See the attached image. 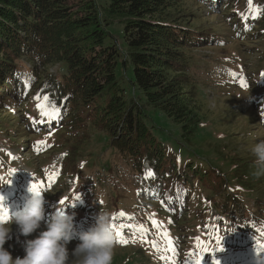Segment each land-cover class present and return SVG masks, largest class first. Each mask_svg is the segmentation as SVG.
Instances as JSON below:
<instances>
[{"label": "trees", "instance_id": "obj_1", "mask_svg": "<svg viewBox=\"0 0 264 264\" xmlns=\"http://www.w3.org/2000/svg\"><path fill=\"white\" fill-rule=\"evenodd\" d=\"M185 1L105 0L101 5L98 0H0V110H8L1 115L21 110L22 127L33 134L29 140L35 143L45 136L58 135L69 124L70 133L75 131V121L82 113L80 125L85 128L87 122H93L135 169H144L147 160L163 183L157 206L170 215H150L143 226H150L154 217L153 225L161 226L168 235L166 249L172 256L178 255L181 264H188L187 250L192 244L182 247L175 234L187 205L195 203L198 186L218 194L221 203L215 205L216 212L238 218L247 226L264 224V216L253 217L264 209L246 207L240 195L233 192L236 189L218 177L220 169L187 146L198 128L196 121L188 127L193 114L190 104L199 93L198 79L192 73L193 67H198L192 62L193 51L204 47L201 40L210 37L182 20L186 17L181 15ZM198 1L208 6L213 2ZM240 1L226 0L221 16L229 19L232 37L237 40L241 34L245 40L244 36L258 26L256 22L264 31V0H252L251 5L247 2L256 5L250 10L237 9ZM117 23L122 26L123 44L110 30ZM24 59L32 69L25 66ZM52 64L66 70L59 80L48 82L51 90L59 93L61 115L43 122L44 129L34 134L41 120L24 108L37 91L34 83L40 73ZM159 119L179 125L181 138H168L171 133ZM54 146L50 141L48 149ZM1 159L5 165L0 163V185L19 182L22 175L7 174L14 164ZM63 172V165L55 170L45 166L33 175L44 185H52L60 181ZM92 208L89 202L81 204L82 211ZM115 210L110 214L116 231L120 210ZM140 216L146 215H135ZM193 217L197 227L199 215ZM139 249H143L142 244Z\"/></svg>", "mask_w": 264, "mask_h": 264}, {"label": "rangeland", "instance_id": "obj_2", "mask_svg": "<svg viewBox=\"0 0 264 264\" xmlns=\"http://www.w3.org/2000/svg\"><path fill=\"white\" fill-rule=\"evenodd\" d=\"M98 1L103 5L102 1L105 0ZM225 1L216 0L212 6H208L198 0H186L181 7V15H186L182 20L188 22L187 26L195 27L206 37H210L208 40H201L204 47L193 51L192 62L198 67H193L192 73L198 79L199 93L198 98L190 104L193 114L192 123L188 127H193L196 121L198 128L186 143L199 157L220 169V172L217 171L218 177L228 181L230 188L236 189L233 192L240 195L246 207L253 210L257 207L264 209V174L254 175V157L250 152L255 142L264 139V31L260 29L261 24L256 22L258 26H254L250 30L253 32L248 33H253L254 36H244L246 39L243 40V35L240 34L237 40L234 39L229 19L221 16V6ZM247 2L254 4L252 0H242L237 9L250 10L256 7L249 6ZM121 29L122 26L118 23L110 27L119 44H123ZM22 61L28 69L33 68L27 60ZM65 74L66 70L60 64L48 66L40 73L39 81L34 83L37 91L33 92L31 101L29 100L25 108L23 105L22 109L31 110L34 115L45 119L48 118L45 113L52 114V118L58 115L60 96L56 89L51 90L48 82L59 80ZM29 89L30 85L27 90L31 92ZM6 109L4 107L3 111L0 110L1 158H6L8 163L14 164L17 172L27 176H31L32 172H39L45 166H64L60 181L48 195V202L52 206L65 209L67 202H72L74 198L76 200L77 196L80 197L77 202L91 203V210L81 211L83 215H75V220L88 228L94 223L99 211L111 213L119 208L125 218L121 223L117 221L121 228L120 237L115 241H124V237H130L129 234L123 236L124 226L129 231L136 232L134 237H138L141 234L138 228L147 227L143 225L147 224L148 216L156 213L170 215L161 212L155 201L157 199L152 197L159 193H150L151 189H160L163 185L158 178L159 174L155 173L150 163L146 160L144 169H135L131 165L133 162L112 147L109 137L100 132L93 122H87L85 128L80 125V119H84L82 113L75 121V131L70 133L69 124L58 135L45 136L46 140L54 141L55 146L45 153H37L33 143H30L34 136L22 127L24 118L21 110L8 116L1 115L8 111ZM158 121L168 134L171 133L167 135L168 138H181L179 125H172L162 119ZM4 188L5 186L0 189V197H3L0 205L10 214L21 204L30 186L26 183L9 195ZM195 194V203L187 205L189 213L186 212L187 209L183 212L184 215L179 219L181 224L175 234L176 237L179 236L182 247L187 248L189 243L201 247L204 242H208L205 264H259L264 261L261 257L262 250L259 254L257 252L259 244H264L261 233L264 232V224L260 223L263 228L247 226L238 218H229L216 212L215 205L221 203L220 198L203 185L198 186ZM60 200H65L66 203L60 205ZM135 214L146 216L137 218ZM259 214L261 215L253 217L264 216V210ZM193 215H199L196 230ZM152 224L154 217L150 225ZM76 226L79 228L81 225ZM12 227L14 238L5 244V248H9L11 244L9 251L13 259L23 258V249L15 242V225ZM153 230L159 232L162 245L152 244L149 248L143 246V249H139L140 244L131 240L121 246L116 242L112 264L163 263L165 257L161 251L165 252L170 244L167 242L168 235L159 227L154 226ZM254 231L257 232L256 235H252ZM186 232L187 236L184 234ZM217 236L220 238L219 247L223 251L216 250ZM76 243L78 241L73 240L69 244L70 251Z\"/></svg>", "mask_w": 264, "mask_h": 264}, {"label": "clouds", "instance_id": "obj_3", "mask_svg": "<svg viewBox=\"0 0 264 264\" xmlns=\"http://www.w3.org/2000/svg\"><path fill=\"white\" fill-rule=\"evenodd\" d=\"M250 152L254 157V175L264 174V139L255 142ZM46 203L42 192L29 188L16 210L8 214L6 221H0V264H112L116 241L109 212L99 211L87 230H78L74 213L63 208L46 213ZM13 225L23 258L13 259L11 244L5 248L14 238ZM33 234L34 238L28 239ZM73 240L78 243L70 251L68 246Z\"/></svg>", "mask_w": 264, "mask_h": 264}, {"label": "snow or ice", "instance_id": "obj_4", "mask_svg": "<svg viewBox=\"0 0 264 264\" xmlns=\"http://www.w3.org/2000/svg\"><path fill=\"white\" fill-rule=\"evenodd\" d=\"M45 99H47V97H45ZM45 115L48 116L49 119L52 118V114H50V113H45ZM12 171H15V170H12ZM0 180H3V178L0 177ZM30 191H33V192H37V193H39V192H41V190H40V186H38L37 183H32V184L30 185ZM79 199H80V197L77 196V197H76V200H79ZM2 201H3V197H0V202H2ZM65 203H66L65 200H60V201H59V204H60V205H64ZM74 206H75V205H73V207H74ZM8 214H9L8 210H7L4 206L0 205V221H6V218L8 217ZM120 215L123 216L124 214H123V213H120ZM154 223H155V222H154ZM112 227H113V231H115V225H112ZM116 235H117V237H120V233H119L118 231L116 232ZM117 242L124 243L125 241H122V240H119V239H118ZM258 243H259V242H258ZM216 244H217V246H218L216 250H218V251H223V248H222V247H219V245H220V238H219V236H217V238H216ZM154 246H155V245H154ZM205 250H206V249H205ZM261 250H264V244H259V247H258V249H257L258 254H259V252H260ZM198 264H199V261H198ZM214 264H215V262H214Z\"/></svg>", "mask_w": 264, "mask_h": 264}, {"label": "bare ground", "instance_id": "obj_5", "mask_svg": "<svg viewBox=\"0 0 264 264\" xmlns=\"http://www.w3.org/2000/svg\"><path fill=\"white\" fill-rule=\"evenodd\" d=\"M150 189V188H149ZM153 193H155V192H153Z\"/></svg>", "mask_w": 264, "mask_h": 264}]
</instances>
